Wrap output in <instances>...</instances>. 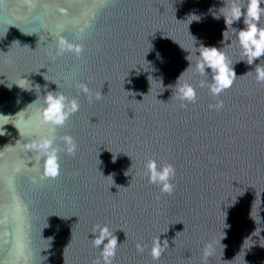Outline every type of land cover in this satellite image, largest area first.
<instances>
[{"label": "water", "instance_id": "95a60500", "mask_svg": "<svg viewBox=\"0 0 264 264\" xmlns=\"http://www.w3.org/2000/svg\"><path fill=\"white\" fill-rule=\"evenodd\" d=\"M232 3L0 0V264H94L97 225L118 239L112 264H264V57L246 63L243 17H223ZM61 38L81 54L57 55ZM201 44L223 48L237 76L218 98L194 70ZM183 72L197 92L186 107L168 87ZM49 91L80 104L56 130L61 148L64 135L77 143L58 153L56 178L26 147L47 134L37 113ZM148 159L174 166L171 195L148 182ZM157 236L168 247L153 260Z\"/></svg>", "mask_w": 264, "mask_h": 264}, {"label": "clouds", "instance_id": "9594fccd", "mask_svg": "<svg viewBox=\"0 0 264 264\" xmlns=\"http://www.w3.org/2000/svg\"><path fill=\"white\" fill-rule=\"evenodd\" d=\"M262 2H264V0H247L246 9H242L235 0H233L227 13L223 15L227 27L233 25L234 22L240 21L243 17L245 27L240 30L233 28V31L236 33V39L242 51V55L247 58L246 63L248 65H252L254 61L264 57V28L258 26L261 15H264V8L261 7ZM215 18L218 19L219 17L217 16ZM57 47V55H62L64 52H71L79 56L82 52V46L70 43L63 38L59 39ZM195 48L197 49V59L194 66L195 73L200 76L209 77V80L201 82V86L207 84L210 94L218 98L225 90L233 85L237 78L232 66L233 64H231L226 57L223 48L206 47L202 44ZM186 59L189 61V67L185 71L193 67L190 55H188ZM254 71L256 82L264 84V65L257 64ZM184 72L177 78L175 85H169L168 87L175 89L176 98L182 102L181 106L186 107L187 103L196 102L197 92L192 84L186 81L181 82ZM77 86L84 94H89L90 90L86 84L80 83ZM35 87L40 88V85L37 84ZM95 98L100 99L101 97L98 95ZM222 107L223 102L219 99H217L215 105H210V108L216 110ZM79 109L80 104L77 99H69L59 91H49L44 95L43 107L40 108L37 113V126L46 127L47 134L39 136L37 140L26 145L28 149L38 154V161L43 158V177L56 178L60 174L58 153L61 150L65 151L70 156H75L77 143L74 138L71 135H64L61 137L60 139L63 143V148H61L56 143V130L63 127L68 119L77 113ZM0 117L7 118L8 116L0 115ZM4 125L6 124L0 125V136L6 134ZM17 129L21 135L20 129ZM114 161L115 158H113V162ZM145 169L148 182L157 185L162 194L171 195L174 192L175 185L172 183V180L176 172L172 164L166 163L160 165L155 159H148L145 164ZM125 175H127V172ZM93 235V245L100 249V257L97 258L94 264H112L118 245L117 237L110 231L107 225H97ZM167 247V240L161 242L160 236L155 237L152 241L150 250V255L153 260H158ZM137 250L142 252L144 248L138 244ZM204 255L205 257L210 255V246L205 247Z\"/></svg>", "mask_w": 264, "mask_h": 264}]
</instances>
